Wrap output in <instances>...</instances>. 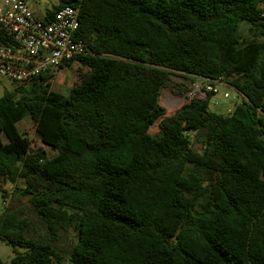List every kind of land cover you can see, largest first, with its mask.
I'll return each instance as SVG.
<instances>
[{
  "label": "trees",
  "instance_id": "1",
  "mask_svg": "<svg viewBox=\"0 0 264 264\" xmlns=\"http://www.w3.org/2000/svg\"><path fill=\"white\" fill-rule=\"evenodd\" d=\"M263 2L55 0L46 8L51 17L78 7L76 37L88 51L61 65L80 62L67 95L43 74L0 96L1 195L5 181H20L48 236H29L24 207L3 204L9 264L62 259L54 242L70 228L68 264H264ZM172 72L225 82L240 100L221 115L209 110L208 92L163 116L159 95ZM27 116L35 146L16 125Z\"/></svg>",
  "mask_w": 264,
  "mask_h": 264
},
{
  "label": "built area",
  "instance_id": "2",
  "mask_svg": "<svg viewBox=\"0 0 264 264\" xmlns=\"http://www.w3.org/2000/svg\"><path fill=\"white\" fill-rule=\"evenodd\" d=\"M33 3L0 0V77L17 85L31 84L43 74L53 78L64 62L88 51L87 43L76 37L78 7L66 5L47 17L46 11L35 14ZM201 80L192 91L197 99L217 92L216 81Z\"/></svg>",
  "mask_w": 264,
  "mask_h": 264
},
{
  "label": "rangeland",
  "instance_id": "3",
  "mask_svg": "<svg viewBox=\"0 0 264 264\" xmlns=\"http://www.w3.org/2000/svg\"><path fill=\"white\" fill-rule=\"evenodd\" d=\"M54 3L55 0H34L32 8L35 14L43 15L46 11V8L50 7L51 4ZM260 8L264 14V2L260 5ZM247 29L248 25L246 23H242L239 28V34L243 37H246L248 34ZM78 66H80V62L78 60H74L71 66H64L60 68L52 78V90L67 95L71 86L78 81L76 73ZM170 79V82L161 89L159 95V104L164 108L163 116L172 115L174 111L180 108L184 103L189 102L193 98H197L192 91L195 85L202 81L201 78H188L177 72H172L170 74ZM177 83L187 86V89L180 91L179 87L176 86ZM213 84L216 87L217 92L211 95L208 108L210 111L217 114L227 115L233 109L234 105L240 100L237 91L234 87L225 82L216 81L213 82ZM16 85L17 84H14L10 79L6 77H0V96L3 95L6 89H10ZM159 121L160 119H157L149 126L148 132L151 135H156L158 133ZM16 125L17 128L30 139L33 146L39 144L35 138L33 122L28 116L17 122ZM1 137L5 141L2 135ZM20 184V181H18L16 184L11 183L10 181H5L3 183V187L7 191V197L4 199L0 192V213L3 211L5 205L24 207L30 223L28 235L37 239L46 240L48 238L46 227L37 217L35 211L29 204L27 196H22L19 193L17 187ZM3 200H5L4 206ZM60 233L61 236L57 241L54 242V245L61 252V254L64 255L60 260L54 259L52 264H68L66 254L69 253L75 241L72 228L66 232L61 231ZM12 255V247L5 241L0 240V260L6 264H9Z\"/></svg>",
  "mask_w": 264,
  "mask_h": 264
}]
</instances>
